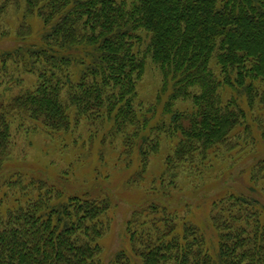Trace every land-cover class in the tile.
I'll return each mask as SVG.
<instances>
[{
    "label": "trees",
    "instance_id": "obj_1",
    "mask_svg": "<svg viewBox=\"0 0 264 264\" xmlns=\"http://www.w3.org/2000/svg\"><path fill=\"white\" fill-rule=\"evenodd\" d=\"M8 7L23 15L15 36L24 45L1 52L0 66L12 63L38 81L8 107L54 139L84 119L111 129L122 138L129 168L139 152L135 183L144 181L162 137L177 140L163 173L171 179L186 169L202 173L220 148L236 149L239 129L251 138L249 193L229 191L211 203L215 252L187 217L151 205L128 224L137 260L121 251L115 264H264V0H4L0 27ZM33 21L42 28L37 41ZM149 62L161 75V96L170 92L168 119L156 127L149 114L157 107L144 112L138 102ZM9 115L0 104V170L9 158ZM6 188H0V264H102L110 200L66 197L23 175Z\"/></svg>",
    "mask_w": 264,
    "mask_h": 264
},
{
    "label": "rangeland",
    "instance_id": "obj_2",
    "mask_svg": "<svg viewBox=\"0 0 264 264\" xmlns=\"http://www.w3.org/2000/svg\"><path fill=\"white\" fill-rule=\"evenodd\" d=\"M0 2L1 6L4 0ZM2 17L0 28L4 30H0V34L4 32L6 37L0 36V53H8L24 45L18 44L15 36L23 15L8 7ZM33 26L35 35L31 40L37 41L42 28L37 21H33ZM13 66L9 63L8 70L0 66V104L10 111L11 124L9 158L0 170V188L3 191H8V181L16 175H23L27 180L48 182L66 197L90 194L110 200L113 205L109 217L112 226L100 240L102 264H115L121 251H126L137 260L127 239L128 224L135 212L151 205L174 208L181 217H187L202 231L212 252L217 250L218 237L209 224L212 200L229 191L249 193L248 175L255 154H252L251 138L244 129H239L237 133L239 146L236 149L228 151L220 148L219 152L211 154L205 164L209 166L202 169V173L186 169L184 173L180 172L177 179L163 176L166 159L175 149L177 140L162 137L160 150L150 155L144 181L135 183L131 178L139 169V152L135 149L133 165L129 168L127 157L123 154L125 146L122 138L112 137L111 129L105 128L104 131L89 126L84 119L74 131L54 139L46 135L43 126L32 121L27 114L9 108L17 96L35 90L38 84L34 75L23 73L21 68ZM161 91V75L149 62L138 84V102L143 103L144 112L157 107L154 108L156 112L149 114L153 127L162 119H168L164 114V105L170 92L161 96ZM184 107L186 105L180 108ZM146 134H150V139L155 138V132L148 130ZM260 153H264L263 147ZM207 197L208 203L203 201ZM259 197L264 203V196Z\"/></svg>",
    "mask_w": 264,
    "mask_h": 264
}]
</instances>
